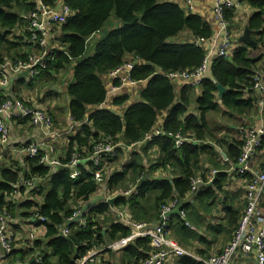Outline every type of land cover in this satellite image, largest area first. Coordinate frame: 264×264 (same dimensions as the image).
<instances>
[{
  "label": "trees",
  "instance_id": "16d2710c",
  "mask_svg": "<svg viewBox=\"0 0 264 264\" xmlns=\"http://www.w3.org/2000/svg\"><path fill=\"white\" fill-rule=\"evenodd\" d=\"M42 1L54 6L58 0ZM241 1L257 9L247 23L257 44L239 43L229 57L213 60L208 76L198 86L200 96L191 94L195 86L186 85L177 99L174 82L167 77V73L200 66L206 51L193 43L174 44L169 40L185 29H190L198 38L209 39L212 30L205 19L187 14L178 4L167 0H65L72 13L58 29L60 47L51 46L48 67L38 77L78 62L74 68L75 81L67 87V95L72 118L81 126L70 136L67 151L60 158L63 166L55 170L40 162L42 153L28 155L25 167L0 165V205L8 206L13 215L28 216L27 219L34 217L33 209L36 207L46 219L34 223L35 228L42 229L44 236L30 241L25 248H16L9 255L12 263L74 264L95 248L102 249L129 237L131 228L118 221L114 209L129 210L134 222H144L150 226L156 224L160 221L163 205L175 200L180 203L187 198L192 180L199 176L202 163L207 159L219 172L213 186L208 185L209 180L203 173L200 177L207 184L196 192L201 200L210 201L217 198V192L226 193L225 183L230 175L220 170L238 163L243 139L231 138L229 146L223 150L228 158L223 165L213 162L212 157L219 156V153L208 141L221 146L227 141L226 137L222 140L217 137L207 115L211 111H218L221 105L227 114H249L257 108L258 97H262L254 90L255 76L259 74L258 63L262 58L254 53L259 45L264 47L261 38L264 31V0ZM34 8L33 0H0V65L6 62L12 51L26 44L30 35L28 16ZM112 15L122 22V26L101 38L95 45L93 55L85 57L89 47L87 38L99 32ZM226 18L232 25L234 13L227 10ZM21 28L25 32L17 36L16 30ZM128 55L144 61L143 64H136L131 72V79L135 81L148 80L140 101L128 107L123 115L106 109L88 115L90 106H98L106 100L103 75L123 64ZM25 57L16 54L11 58L29 60ZM217 83L226 87L221 96L218 95ZM5 99L0 87V105ZM126 101L127 97H119L115 98L114 104L123 105ZM192 103L199 115L189 114ZM164 113L162 128L165 132L147 142L140 150L132 152L122 170L109 175L104 173L105 182L95 180V168L89 161L78 167L80 173L77 177H71L72 168L65 164L72 153L79 151L83 156H89L94 145L105 135L118 137L123 144L132 147L157 126ZM176 133L187 139L180 147L176 146L174 136L170 135ZM195 141L198 143L195 144ZM24 145L28 143L21 146ZM123 153L121 151L119 156L109 159V163H117ZM154 158L155 162L148 167V161L152 162ZM168 167H171L172 178L154 176L155 171ZM241 176L249 181L253 174L245 171ZM20 179L36 180L39 184L32 191H27L26 186L20 187L21 194L30 199L19 205L14 199L13 186ZM133 186H136V193L125 195L124 192ZM116 191L118 197L113 205L104 201L85 211V224L69 220L80 203L86 204L98 192L111 194ZM34 197L42 198V201H35ZM189 206L185 204L182 209L186 211ZM19 209L24 211L19 213ZM241 217L237 212L230 214L228 223L233 231H236ZM174 219H181L185 225L188 222L180 214L173 215L169 219V230ZM64 227L69 228L67 236L61 233ZM180 229L184 232L187 230L181 225ZM151 250L149 238H137L123 249L117 259L120 264H142ZM39 255L41 260L34 261V257ZM178 264L201 263L183 256Z\"/></svg>",
  "mask_w": 264,
  "mask_h": 264
},
{
  "label": "crops",
  "instance_id": "0c3cea01",
  "mask_svg": "<svg viewBox=\"0 0 264 264\" xmlns=\"http://www.w3.org/2000/svg\"><path fill=\"white\" fill-rule=\"evenodd\" d=\"M167 2L178 4L187 14H195L201 16L205 19L206 22L211 27L212 35L215 29V20L213 14V2L214 0H194L193 1V9L191 11H187V1L186 0H167ZM65 3V0H58L56 5ZM237 10H231L234 13L233 23L230 25L231 30L234 33V43L235 47L241 42L240 38L244 33V30L248 27V20L255 12H257L256 8L251 7L247 2L242 1L241 5ZM112 15L110 20H112ZM24 19H27L26 15H23ZM108 20V21H110ZM107 21V22H108ZM105 23L104 27L97 33L89 36L87 38L88 42V51L85 54V57L92 56L94 53L95 45L98 41L110 33L112 30L117 29L122 26V22L114 18L113 22L107 25ZM230 22V21H229ZM231 24V23H230ZM107 25V26H106ZM249 28V27H248ZM59 26H55L52 30L49 37V46L55 45V48L60 47L58 38L60 37V33L58 31ZM25 32L24 28L17 29L16 35L20 36ZM252 39L253 32L251 31ZM212 37V36H211ZM210 37V38H211ZM197 36L190 29H185L180 32L178 35L172 37L169 42L174 44H187L193 43L198 40ZM257 44V42H256ZM244 45V44H243ZM262 45H259L258 49L255 51V56H260L262 58V53L259 52ZM33 47H31L27 42L20 45L16 50L10 53V57L7 58L5 66H0V80L3 77V81H8L7 89H3L6 98L11 97L15 99H19L24 101L27 105L33 106L36 108L46 109L48 112L54 117L55 120V129L60 132V136L57 138L53 136L45 135L40 129H36L33 127L28 120H19V121H7V125L9 128L10 138L9 143L3 144L0 139V165L6 167H25L27 161V154L23 152L21 149L22 144L31 143L36 141L39 144L40 154L47 155L49 157V162L44 163L50 167L51 170H55L58 167L63 166L62 164H54V162L66 153L70 136L74 135L80 128V123L74 122L70 109L69 103L70 98L67 95V87L74 83V68L77 61H74L71 65L67 67L59 69V71H50L47 74H43L40 81H37V78L31 80L28 79L26 75L23 73H16L12 67L9 65L10 62H15L17 60H13L11 57L19 54L26 55L25 58L29 59L33 56ZM264 52V51H263ZM135 56L128 55L127 59H134ZM138 63L143 64L144 61L140 60ZM137 63V64H138ZM259 74L264 77V66L258 63ZM211 77V72L209 74ZM66 79V80H65ZM103 81L105 87L107 89L106 100L98 105V106H90L88 109V115H91L97 111L101 110H111L118 115H123L126 109L136 103H138L141 99V92L148 84V80L145 81H136L135 84H127L121 82L117 77L113 76L111 72L103 75ZM116 81L118 82L116 84ZM175 92L177 99H179L183 93V90L186 89V85L183 82H175ZM0 87L3 88L2 82L0 83ZM259 96L257 108L253 109L249 114L243 115H235L226 113V109L221 105L218 111H211L208 113L207 118L210 122L212 128L214 129L217 137L219 139H223L227 141L223 146L217 145L214 142L208 141L212 146H214L216 153H219V156L212 157L213 162H217L218 164H224L225 158H227L226 153L223 151L225 148L229 146V142H231V138H235L238 140L242 139L241 130L247 129H258L264 128V94L256 91ZM191 94H194V97H198L201 94V89L197 86L194 87V91H191ZM219 95V94H218ZM193 98V95H191ZM119 97H127V101L123 105H115V98ZM189 114L199 115V111L192 103L189 108ZM217 115L219 120L214 123L211 117ZM166 113L163 114L159 123L164 121V117ZM147 142H143V140L137 142L132 149L129 151H124L123 157L119 158V161L115 164L109 163L108 160H105L102 164L103 170V182L104 173L107 175L111 174L114 171L122 170L126 163L129 161L131 153L137 150H140L142 146H144ZM21 151L23 153H21ZM226 155V156H225ZM206 157H208L206 155ZM210 157V156H209ZM155 159L148 161L147 166L149 167ZM228 159V158H227ZM41 162V161H40ZM43 163V162H41ZM120 165V168L117 166ZM264 165V147L256 153L247 163V169L245 171L251 172H259ZM233 164H231L229 169H225L226 171L232 168ZM216 167L211 163L208 159L204 160L202 163V171L198 173L199 176H202L204 173L206 178L209 180V183L213 179L214 175L213 170ZM110 170V171H109ZM223 171V170H220ZM245 171L235 170L230 175L228 180L225 183L226 193L217 192V198L214 200H201L200 195L197 192H190L187 194V198L182 201V204H190L186 209V220L189 222L188 224L182 223L183 221L180 219L179 221L174 219L172 223V227L170 229V237H172L178 244H180L184 249L189 252L197 255L201 258H209L212 255L219 254L222 252L224 247L230 242L232 237L234 236L235 231H233L232 227L229 226L228 219L231 213L237 212L240 215L244 212L245 208V192L248 180L243 178L241 174ZM154 176L156 178H172L173 175L171 173V167L168 169H159L155 171ZM21 180V179H20ZM39 180V179H38ZM34 182L36 180H33ZM18 183V182H17ZM15 183L14 188V199L20 204L24 203L26 200H29L30 197L27 195L21 194L20 187H15L17 184ZM38 186L39 182H35ZM207 183L202 185L199 189H204ZM208 186V185H207ZM36 188L27 187V191L35 190ZM16 190V191H15ZM105 192V191H104ZM100 193V192H98ZM100 196H104L105 200L100 202H107V199L118 197V191L115 193H111L107 195L100 194ZM99 197V196H97ZM36 200H41L34 197ZM95 199V198H94ZM93 200V199H92ZM90 200V201H92ZM89 201V202H90ZM87 202V203H89ZM99 202V203H100ZM86 203V204H87ZM86 204H79V208L77 210H83ZM98 204V203H97ZM96 205V204H95ZM182 205V207H183ZM94 206V205H93ZM90 208V207H89ZM88 208V209H89ZM261 210H264V194L262 197V201L260 204ZM87 209V210H88ZM86 210V211H87ZM24 210L19 209V213H22ZM121 211L119 209H114V214L118 217V221L124 225V219L128 218V216H132L129 210L125 209L120 212V216L118 212ZM40 213L39 209L36 207L33 209L34 217L31 219H27L28 216L18 215L11 212L14 220L11 223V226H14L13 232L17 239L20 242H25L28 244L30 241L42 238L43 231L42 229L35 228L34 223L37 220H40L39 217L36 216V213ZM180 214V213H179ZM177 214V215H179ZM173 216V215H171ZM182 218V217H181ZM183 219V218H182ZM27 220V221H26ZM32 224H31V222ZM184 220V219H183ZM84 221L83 216L80 220ZM159 221V220H158ZM151 226H156L159 222ZM185 221V220H184ZM75 222V221H74ZM77 222V221H76ZM124 222V223H123ZM257 224L261 228L264 225L263 215H260L257 219ZM127 225V224H126ZM181 227H186L187 230L184 232L180 229ZM42 234L40 235V233ZM62 233V232H61ZM63 235V234H62ZM136 239L132 241H128L123 247L119 249H105L102 251V254L99 258L98 264H110L109 261L103 262V257L108 255L120 256L123 249L128 246L130 243H133ZM25 244V245H26ZM27 246V245H26ZM25 248V246L23 247ZM36 254H40L37 252ZM148 257V256H147ZM183 257V256H182ZM177 255L172 256L166 264H178V261L182 258ZM192 258V257H191ZM6 261L8 264H16L12 263L7 256ZM41 260V256H35L34 261ZM102 260V261H101ZM196 260V259H195ZM257 256L255 252H251L249 254H245L241 251L237 252L232 259V264H257ZM103 262V263H102ZM111 264H114L113 262ZM117 264H120L117 259Z\"/></svg>",
  "mask_w": 264,
  "mask_h": 264
},
{
  "label": "built area",
  "instance_id": "2783aa9c",
  "mask_svg": "<svg viewBox=\"0 0 264 264\" xmlns=\"http://www.w3.org/2000/svg\"><path fill=\"white\" fill-rule=\"evenodd\" d=\"M35 8L29 14L30 26L29 37L26 42L33 47V56L29 60H17L10 62V66L16 73H23L29 70L28 79H35L44 70L47 69L50 60L49 37L55 26H62L67 22L72 10L66 4L47 5L42 0H33ZM187 1V11L193 9L194 0ZM241 0H214L213 14L215 20V29L213 35L209 39L200 38L195 41V45L205 48V57L200 66L192 70H179L167 73V77L175 82H183L191 86H200L203 80L208 76L213 60L220 57H229L234 48L235 43L233 33L230 27V22L226 18L227 10H237L240 8ZM264 40V31L261 34ZM139 57L127 59L123 64L119 65L111 71V74L121 80L123 85L135 84V80L131 79V72L135 65L140 61ZM7 62L2 64L7 65ZM0 65V66H2ZM3 88L7 89L8 81L0 80ZM254 90L264 93V77L260 74L255 76ZM28 120L36 129H40L45 135L57 138L60 132L55 129L54 117L46 110L27 105L24 101L8 97L0 105V139L3 144L9 143L10 133L7 121ZM163 123H158L157 126L150 132H147L143 138V142H149L154 138L162 135L165 131L162 128ZM243 145L241 148V156L238 163L246 162V165L241 168L245 171L248 161L263 148L264 128L241 130ZM175 138V144L180 147L186 138L180 133L170 134ZM135 144L132 146L134 147ZM132 147L123 144L119 138L112 135H105L94 145L89 156H83L79 151L71 154L68 165L72 168L71 177L75 178L79 175L78 167L85 165L86 162H91L95 168L94 178L97 181H103L102 164L105 160L113 159L119 156L120 152L129 151ZM22 151L29 156H37L40 154L39 144L34 141L28 145L21 147ZM225 161H228L225 158ZM41 162H49V157L43 155ZM54 164H64L60 160H56ZM217 170H213L215 174ZM202 177L198 176L192 180L191 192L194 193L204 185ZM26 186L36 188L37 184L32 180L21 179L15 187ZM16 191V190H15ZM136 193V186L124 192L125 195ZM264 194V165L259 172H253V177L248 181L245 192V208L241 219L239 220L237 229L230 242L224 247L221 253L213 255L207 259L198 257L197 255L184 249L172 237H170L169 219L171 216L167 213L177 207L179 201L175 200L163 205L161 210V220L156 226H150L144 222H134L132 217L124 219V225L131 228L129 237L113 242L102 249H93L86 256L75 261L74 264H98L99 256L105 249H119L128 241L137 238H149L152 250L142 264H166L172 256H189L201 264H232V259L239 251L249 254L255 252L257 256V264H264V225L260 228L257 224V219L263 215L264 210H261L260 204ZM120 212H118L120 216ZM81 210H77L69 217V220H74L80 215ZM180 215L186 219V212L181 208ZM36 216L42 221H46L44 216L36 213ZM121 217V216H120ZM14 218L8 209V206L0 205V264H8L6 257L9 256L16 248L26 247V243L20 242L15 236L11 223ZM187 224L189 222H186ZM85 224V220L82 222ZM62 234L67 236L69 228L64 227L61 230ZM26 244V245H25ZM38 260H36L37 262Z\"/></svg>",
  "mask_w": 264,
  "mask_h": 264
},
{
  "label": "water",
  "instance_id": "95a60500",
  "mask_svg": "<svg viewBox=\"0 0 264 264\" xmlns=\"http://www.w3.org/2000/svg\"><path fill=\"white\" fill-rule=\"evenodd\" d=\"M240 40H241V42H245V43H254V44H256V41H254V40L252 39V36H251V29H249L248 27L244 30V33H243V35L241 36ZM28 73H29V70H25V71L23 72V75H26V76H27ZM216 87H217V89H218V94H219V96H221L223 93H225V91H226V87L223 86L221 83H217ZM259 92H260V91H259ZM197 143H198V142L195 141V144H197ZM225 156H226V155H225ZM245 165H246V162L235 163V164H233V166H232V168H231L230 170H228V171L223 170V171H220V172H221V173L224 172V173H227V174H231V173H233L235 170H239V169L243 168ZM218 172H219V171H217V172L215 173L213 179H212L211 182L208 184L209 186H213V185H214V181H215V179L217 178ZM116 199H117V196H116V197H113V198H109V199H107V202L110 203L111 205H113V203H114V201H115ZM102 200H105L104 196H99V197H96L95 199H93L92 201H90L89 203H87V204L84 206L83 210L81 211L80 215H78V216L74 219V221H78V220H80L81 217L83 216V214L85 213V211H86L89 207H91V206H93V205L99 203V202L102 201ZM182 205H183L182 202H180V203L177 205V207H176L175 209H173L171 212L167 213V215L171 216V215H177V214H179V212H180V210H181V208H182Z\"/></svg>",
  "mask_w": 264,
  "mask_h": 264
},
{
  "label": "rangeland",
  "instance_id": "374dc122",
  "mask_svg": "<svg viewBox=\"0 0 264 264\" xmlns=\"http://www.w3.org/2000/svg\"><path fill=\"white\" fill-rule=\"evenodd\" d=\"M114 18L115 17H112V20H110V21H108L107 22V25L109 24V22L110 23H112L113 22V20H114ZM106 25V26H107ZM60 27V26H59ZM233 32V31H232ZM234 34V33H233ZM233 39H234V35H233ZM235 40V39H234ZM264 47H262L261 46V48H260V51L259 52H261L263 55H262V59H261V61H260V64L262 65V66H264ZM43 77V76H42ZM41 76L37 79V81H40L41 80V78H42ZM66 80V79H65ZM46 110V109H45ZM48 111V110H47ZM210 119H212L213 121H214V123L215 122H217V120H219V118L217 117V115H214V117H211ZM20 150H22V149H20ZM21 153H23L22 151H21ZM118 168H120V165H118L117 166ZM110 171V170H109ZM100 194H102V195H105V193H103V192H100V193H97L96 195H94V197H92V199H94V198H96L97 196H100ZM107 195H109V193L107 194ZM91 199V200H92ZM102 261V260H101ZM107 261H109L110 262V264L113 262L114 264H117V256H114V255H108V256H104L103 257V262H107ZM102 262V263H103Z\"/></svg>",
  "mask_w": 264,
  "mask_h": 264
},
{
  "label": "bare ground",
  "instance_id": "6f19581e",
  "mask_svg": "<svg viewBox=\"0 0 264 264\" xmlns=\"http://www.w3.org/2000/svg\"><path fill=\"white\" fill-rule=\"evenodd\" d=\"M160 220H161V217H160ZM168 225H170V222H169V224ZM216 255V254H215ZM213 256V255H212ZM211 257V256H210ZM204 259H207V258H204Z\"/></svg>",
  "mask_w": 264,
  "mask_h": 264
}]
</instances>
